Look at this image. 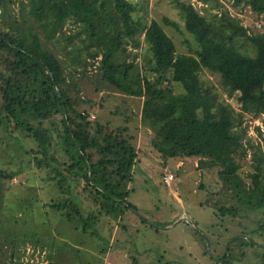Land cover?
<instances>
[{"label": "trees", "instance_id": "1", "mask_svg": "<svg viewBox=\"0 0 264 264\" xmlns=\"http://www.w3.org/2000/svg\"><path fill=\"white\" fill-rule=\"evenodd\" d=\"M139 1L143 5L136 0H0V126L6 123L9 129L14 122L36 142L30 149L36 166L49 169L47 179L67 195L50 208L71 219L73 212L65 207L72 193L91 201L97 214L90 217L74 208L84 231L102 212L134 210L127 201L138 154L130 133L132 112L113 110L128 121L112 128L89 121L86 109L77 110L88 100L78 96L71 75L85 73L90 65L103 88L142 98L139 127L151 132L158 153L197 157V166L219 167L218 176L227 186L234 183L239 199L264 208V0H227L261 18L262 27L253 26L250 34L220 0H170L193 39V44L185 40L186 52L177 51L163 25L147 20L148 0ZM194 2L205 10L224 8L207 18ZM13 4L17 13H11ZM139 9L143 16L134 15ZM162 22L181 32L176 21L163 17ZM67 26L75 32L68 33ZM238 39L249 41L250 50L241 51ZM143 44L153 79L136 63ZM203 70L218 76L238 111L200 78ZM172 83H180L183 92L174 94ZM247 117L256 124L250 126ZM247 156L249 185L238 174Z\"/></svg>", "mask_w": 264, "mask_h": 264}, {"label": "rangeland", "instance_id": "2", "mask_svg": "<svg viewBox=\"0 0 264 264\" xmlns=\"http://www.w3.org/2000/svg\"><path fill=\"white\" fill-rule=\"evenodd\" d=\"M136 1L138 6L143 5ZM220 2L247 27L249 34L253 26L261 24V18L248 6L234 8L227 0ZM147 4V20L163 25L178 52L188 51L185 40L193 44V39L184 31L183 21L170 0H148ZM194 6L207 18L224 8L205 6V10L196 2ZM10 8L11 13H17L16 4ZM143 12L139 9L134 15L143 16ZM163 17L176 21L181 32L165 25ZM75 30L73 26L66 27L68 33ZM236 44L241 51L250 50L249 41L238 39ZM138 52L136 63L148 78H155L156 74L148 71L147 46L143 44ZM98 75L90 65L83 74L72 73L78 96L88 100L77 110L86 109L89 121L112 128L128 121L113 110H131L130 133L138 154L127 186V201L135 209L120 213L118 207V212H102L89 221L84 231L74 208L82 217H90L97 214L91 201L72 193L65 207L73 212L71 219L50 208V203L64 202L67 195L47 179L49 169L36 166L30 152L36 148L33 138L15 127L14 122L9 129L4 123L0 126V264H264V232L260 230L264 208L250 207L239 199L234 183L227 186L218 176L219 167L197 166V157H164L158 153L151 145V132L139 127L141 99L103 88ZM200 78L213 85L219 96L238 111L235 97L226 96L216 74L203 70ZM171 87L174 94L183 92L180 83H172ZM246 120L250 126L256 124L249 117ZM250 133L256 136L254 129ZM52 136L54 147L55 143L59 146L57 133ZM165 170L174 176L167 185L163 182ZM250 172L247 156L238 171L247 185L251 182Z\"/></svg>", "mask_w": 264, "mask_h": 264}, {"label": "built area", "instance_id": "3", "mask_svg": "<svg viewBox=\"0 0 264 264\" xmlns=\"http://www.w3.org/2000/svg\"><path fill=\"white\" fill-rule=\"evenodd\" d=\"M198 5L200 6L201 4L198 3ZM262 25H263L262 21H261V24H256L258 29H260L262 27ZM173 179H174L173 174L165 170L164 176H163L164 183L169 184Z\"/></svg>", "mask_w": 264, "mask_h": 264}, {"label": "crops", "instance_id": "4", "mask_svg": "<svg viewBox=\"0 0 264 264\" xmlns=\"http://www.w3.org/2000/svg\"><path fill=\"white\" fill-rule=\"evenodd\" d=\"M140 99H141V101H142V98H140ZM163 182H164V181H163ZM165 184H166V183H165ZM169 184H170V183H169ZM166 185H167V184H166ZM177 201L180 202V203H182V201L180 200V198H177ZM181 219H182V218H181ZM181 219H180V220H181Z\"/></svg>", "mask_w": 264, "mask_h": 264}]
</instances>
